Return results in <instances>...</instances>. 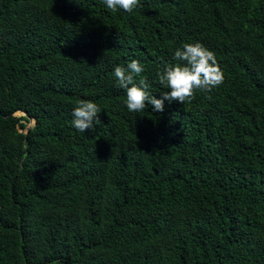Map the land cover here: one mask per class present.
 Masks as SVG:
<instances>
[{
	"label": "trees",
	"instance_id": "obj_1",
	"mask_svg": "<svg viewBox=\"0 0 264 264\" xmlns=\"http://www.w3.org/2000/svg\"><path fill=\"white\" fill-rule=\"evenodd\" d=\"M140 4L0 0V264H264V0ZM193 42L224 83L129 112L114 68L161 99Z\"/></svg>",
	"mask_w": 264,
	"mask_h": 264
},
{
	"label": "clouds",
	"instance_id": "obj_2",
	"mask_svg": "<svg viewBox=\"0 0 264 264\" xmlns=\"http://www.w3.org/2000/svg\"><path fill=\"white\" fill-rule=\"evenodd\" d=\"M107 9L116 12L122 9L131 14L141 7L140 0H101ZM176 64H169L163 71L157 72L159 83L169 91L163 93L161 99L151 94L147 77L142 76L143 65L138 60H132L127 67L116 66L114 78L117 86L126 91L125 105L129 112L145 111L147 106H153V111L162 112L164 101H175L180 104L190 103L197 92L210 93L214 88L224 83V73L221 70L216 55L200 42L184 43L174 52ZM137 77L139 81L137 83ZM101 109L96 103L79 100L74 107L72 116L73 127L81 133L94 130L99 124ZM53 264H58L54 261Z\"/></svg>",
	"mask_w": 264,
	"mask_h": 264
},
{
	"label": "water",
	"instance_id": "obj_3",
	"mask_svg": "<svg viewBox=\"0 0 264 264\" xmlns=\"http://www.w3.org/2000/svg\"><path fill=\"white\" fill-rule=\"evenodd\" d=\"M31 128H33V127H31Z\"/></svg>",
	"mask_w": 264,
	"mask_h": 264
}]
</instances>
